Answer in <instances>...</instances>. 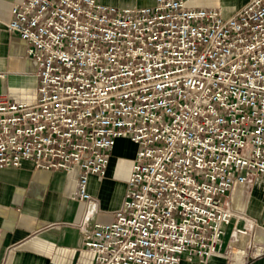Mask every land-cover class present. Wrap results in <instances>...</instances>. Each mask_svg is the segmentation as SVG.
<instances>
[{"label":"built area","instance_id":"obj_1","mask_svg":"<svg viewBox=\"0 0 264 264\" xmlns=\"http://www.w3.org/2000/svg\"><path fill=\"white\" fill-rule=\"evenodd\" d=\"M189 0L115 8L95 0H19L6 30L37 64L32 105L0 97V169L77 171L88 201L115 140L138 146L121 208L83 232L94 264H179L217 253L222 206L264 175V0L229 18ZM228 264L264 256V217Z\"/></svg>","mask_w":264,"mask_h":264},{"label":"crops","instance_id":"obj_2","mask_svg":"<svg viewBox=\"0 0 264 264\" xmlns=\"http://www.w3.org/2000/svg\"><path fill=\"white\" fill-rule=\"evenodd\" d=\"M19 0H0V97L16 104L37 101V64L27 56V44L7 32L11 6ZM115 8L150 7L155 0H95ZM249 0H189L190 9H215L231 17ZM138 146L127 138L115 140L105 175H90L86 183L88 201L74 198L77 171L36 169L24 161L17 168L0 169V264H94V255L83 246V232L93 224L110 223L121 208L126 181ZM222 206L234 216L222 226L217 253L200 261L179 264H228L229 247L245 241L236 230L252 233V222L264 217V175L235 185ZM259 238V240H257ZM255 239L264 242L257 229ZM246 264H264V256Z\"/></svg>","mask_w":264,"mask_h":264},{"label":"rangeland","instance_id":"obj_3","mask_svg":"<svg viewBox=\"0 0 264 264\" xmlns=\"http://www.w3.org/2000/svg\"><path fill=\"white\" fill-rule=\"evenodd\" d=\"M257 240H259V238H257Z\"/></svg>","mask_w":264,"mask_h":264}]
</instances>
